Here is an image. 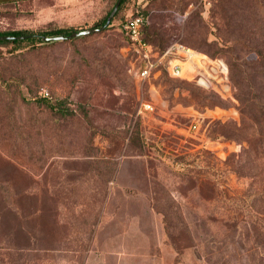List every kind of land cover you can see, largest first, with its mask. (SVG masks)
I'll return each instance as SVG.
<instances>
[{
	"label": "rangeland",
	"instance_id": "1",
	"mask_svg": "<svg viewBox=\"0 0 264 264\" xmlns=\"http://www.w3.org/2000/svg\"><path fill=\"white\" fill-rule=\"evenodd\" d=\"M114 2L0 5V32L88 30ZM133 11L127 1L85 38L0 46V264H259L252 245L219 235L214 250L209 235L223 229L213 208L247 206L255 193L224 165L242 145L216 123L240 121L226 55L257 61L248 48L264 46V0H155L146 40L195 56L181 77L143 84L119 29ZM42 89L51 109L36 102ZM142 102L153 109L138 114Z\"/></svg>",
	"mask_w": 264,
	"mask_h": 264
},
{
	"label": "trees",
	"instance_id": "2",
	"mask_svg": "<svg viewBox=\"0 0 264 264\" xmlns=\"http://www.w3.org/2000/svg\"><path fill=\"white\" fill-rule=\"evenodd\" d=\"M117 1L118 0H115L112 7L99 22L89 28L98 29L97 31L74 38H85L107 30L117 18L122 6L127 1H130L132 2L134 11L122 20L119 24V29L120 25L129 17L141 15L146 21L142 30L144 41L151 46L154 53H157L158 55L163 53L165 47L161 49L157 48L153 43L146 40L145 35V29L148 26V14L144 11L155 0H147L145 4H137L134 0H120L117 11L112 17L110 23L104 29L99 30V28L105 24L107 16ZM7 4L15 3H6L2 5ZM78 31L82 30L76 31L75 29L58 28L51 31L18 30L0 32V36L2 37H21V39L15 40H0V46L10 45L13 50H17L20 47H23V45L36 47L38 45L53 44L54 42H44L43 38L54 36L67 37ZM120 32L125 38L126 46L129 47L128 38L121 29ZM249 33L254 35L255 32L249 31ZM74 38L68 40H73ZM65 40L67 39L60 41ZM226 42H228L227 38L224 39V43ZM231 49V47L228 48L226 57L229 65L230 81L232 85L237 88V100L240 104V121L239 123H216V125L218 127H224L220 135L226 141H235L242 145L238 153H231L228 155L227 159L224 161V165L237 179L247 180L249 186L255 190V193L253 195L250 194L252 201L247 206L239 207L230 205L227 207L219 208V206H216L213 208L211 212V221L213 223H219V227L223 229L220 233H211L209 239H211L210 241H212L213 246H215L212 247L214 250L215 248H218V244H223V242H218L220 241L219 235L220 237L230 239L231 244L234 243V239H239V241H241V248L247 252L248 250L246 249L251 248L252 245V247L256 249L259 264H264V46L248 48V51H253L256 55L257 61L255 63H246L245 61L239 62V57L230 53ZM213 53H215V50H213ZM164 69L163 66L157 67L150 79L156 78L160 74L165 73L166 70ZM40 96L41 97L36 101L38 102L37 104L43 105L47 109H51V106H49L46 101V99L50 98V95L49 98L44 97L41 94ZM61 110L62 109H58L59 112H61ZM137 137L136 133V138ZM4 210L14 218L13 220H10V222H17V219L15 218L17 215L15 207L6 206L4 207ZM212 255L213 252L210 251H206L205 253V257L208 261H210Z\"/></svg>",
	"mask_w": 264,
	"mask_h": 264
},
{
	"label": "built area",
	"instance_id": "3",
	"mask_svg": "<svg viewBox=\"0 0 264 264\" xmlns=\"http://www.w3.org/2000/svg\"><path fill=\"white\" fill-rule=\"evenodd\" d=\"M146 24L145 19L141 15L129 17L120 25L121 31L124 32L129 41V49L133 52V61L131 63V71L136 82L143 84L149 81L154 71L159 66H163L167 73L173 77H181L183 73V64L193 63L194 51L180 43H174L168 46L163 53L158 55L154 53L151 46L146 43L142 37V30ZM203 59H200V63ZM212 70V69H211ZM198 83L202 87L211 85L208 75L198 73ZM40 94L49 98L48 93L42 90ZM153 109L151 103L142 102L138 114L148 112ZM198 128V122L194 121L190 129L195 131Z\"/></svg>",
	"mask_w": 264,
	"mask_h": 264
},
{
	"label": "water",
	"instance_id": "4",
	"mask_svg": "<svg viewBox=\"0 0 264 264\" xmlns=\"http://www.w3.org/2000/svg\"><path fill=\"white\" fill-rule=\"evenodd\" d=\"M120 0H118L114 7L112 8V10L110 11L109 15L106 18V22L105 24L99 28V30L104 29L111 21L112 17L114 16V14L117 11V8L119 6ZM98 29H88V30H82V31H78V32H74L71 35L67 36V37H63V36H54V37H45L43 38L44 42H53V41H60V40H64V39H70V38H74V37H79V36H83V35H87L90 33H93L95 31H97ZM15 39H21V37H8V36H0V40H15Z\"/></svg>",
	"mask_w": 264,
	"mask_h": 264
},
{
	"label": "crops",
	"instance_id": "5",
	"mask_svg": "<svg viewBox=\"0 0 264 264\" xmlns=\"http://www.w3.org/2000/svg\"><path fill=\"white\" fill-rule=\"evenodd\" d=\"M26 0H0V5L6 4V3H19ZM137 4H145L147 0H134Z\"/></svg>",
	"mask_w": 264,
	"mask_h": 264
}]
</instances>
